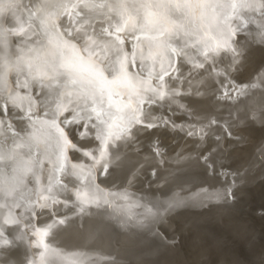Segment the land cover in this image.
Returning a JSON list of instances; mask_svg holds the SVG:
<instances>
[{"label":"bare ground","instance_id":"obj_1","mask_svg":"<svg viewBox=\"0 0 264 264\" xmlns=\"http://www.w3.org/2000/svg\"><path fill=\"white\" fill-rule=\"evenodd\" d=\"M145 2L74 0L68 7L69 0H0V109H6L0 115V264H264V215L256 214L264 211V0L254 7L253 0H189L217 7L196 9L190 23L182 24L179 12L169 17L175 24L168 31L177 33L173 47L179 52L189 45L176 55L183 72L179 95L157 108L169 129L159 127V115L148 122L151 128L129 125L128 104L137 108L135 98L113 97L111 108L99 103L83 62L77 83L52 70L60 62L52 25L72 27L65 13L74 12L107 46V59L114 58L115 46L103 30L124 20L126 30L140 35L139 59L150 52L153 59L145 63L160 71L172 53L164 50L167 36L153 40V32L139 33ZM132 44L129 37L123 51ZM80 55L67 59L75 63ZM98 58L104 57H90ZM222 73L247 85L233 101L217 99ZM130 83L117 77L107 87L126 96ZM171 87V81L163 84L165 91ZM78 105L95 106L109 135L70 136L61 147L52 126L57 108L62 118ZM212 118L241 139L229 138L225 128L209 123ZM209 150L212 175L201 160ZM143 252L158 257L142 258Z\"/></svg>","mask_w":264,"mask_h":264},{"label":"snow or ice","instance_id":"obj_2","mask_svg":"<svg viewBox=\"0 0 264 264\" xmlns=\"http://www.w3.org/2000/svg\"><path fill=\"white\" fill-rule=\"evenodd\" d=\"M74 0H69L68 7L72 6ZM87 7L86 4L82 5ZM255 6V0H253V7ZM62 7H65L62 5ZM139 7L144 9V15L141 17V25L139 33H144L145 30L154 33L153 36L149 37L153 40H158L161 37L167 36L164 41V50L166 52L172 53L166 66L163 60L160 63V71H154L156 67L153 63H145V61H152L151 53L149 52L143 59H139L137 55V49L135 42L139 41L140 35L134 34L124 27V20L121 23L113 26L112 30L105 28L103 31L106 36L110 38V43L114 47V58L107 59L108 48L103 43H98L93 39L95 30L91 25L85 26L83 21L74 19V12L65 13V18L69 19L73 26L68 29H63V25H52V28L56 31V36L59 38L57 41V51L60 54V62L57 66L52 69L59 75H66L71 83H77L83 75V68L80 66V62L87 65L88 75L91 79L88 80V85L96 93L98 97V102L103 104L108 103V107L111 108L110 103L113 97L130 102L135 98L137 102V108H131L130 103L128 104V111L131 113L130 117L127 119L129 125L136 124L140 125L144 123L147 127L151 128V121L153 115H159L161 123L160 128L169 129V125L164 122V114L157 110L159 106V101L164 100L166 97H177L179 95L178 85L181 83V76L183 72L176 61V55L182 54L183 48L189 46L188 42H184L182 46H179V52L173 47L172 40L177 37V33L168 31L169 24H175V21L170 20L169 17L175 15L179 12V19L182 24L190 23L194 18L195 10L200 9L203 13L207 9H215L217 5L215 4H199L190 3L189 0H152V2H146L141 4ZM235 7V5H233ZM151 9H156L155 12ZM11 27H16V23L12 21L10 23ZM83 29L77 33V29ZM233 33L229 31L226 33L228 39H231ZM66 37V38H65ZM131 37L133 41L131 50L129 53L123 51V45L125 41ZM47 39V38H46ZM238 44V41H233ZM51 44V41H49ZM227 44V40H225ZM80 53L81 55L77 57V62H69L67 57L73 53ZM100 53L104 58H98L96 60H91V56H96ZM226 55L230 54L231 63H235V53L232 52L230 47L224 49ZM83 54H88L87 56ZM213 64L216 63L215 50L212 54ZM2 63V62H0ZM187 64L188 61H185ZM213 64H209L207 68H204V73L207 74ZM231 65H229L230 67ZM203 67V66H202ZM117 77L130 81V91L127 95H122L118 91H114L107 87L108 84L116 81ZM39 78V77H38ZM157 81L158 83L153 86L151 81ZM171 81L173 87L165 91L163 89V84ZM42 83L43 80L41 81ZM247 85L241 84L231 77L227 73H222V79L216 81L217 88V99L223 98L225 101H233L235 99V93L241 88ZM135 91V96H133V91ZM170 102V101H169ZM97 103L96 100L93 101V105ZM148 105H153L154 107L149 109ZM78 110L69 112L62 118L59 115V107L57 108L56 116L53 118L52 126L57 129L58 140L61 143V147L69 142V137H74L79 140L82 135L87 134L88 139L97 140L100 136L107 137L109 135L108 129L106 127L107 121L102 118V113L97 112L95 106L89 110H85L83 105L77 106ZM6 109H0V115ZM138 114H142L143 119L141 120ZM23 115V113H21ZM32 117H28V122H31ZM81 121V123H77ZM173 124L179 123L175 119L171 121ZM209 123L216 124L217 126L225 128V135L231 138V131L226 122H219L215 118L209 120ZM131 128L125 129V133H131ZM138 134V133H133ZM190 134V132H189ZM119 137L113 136V139H118ZM213 139L219 141L221 139L220 135H214ZM211 150L206 152L201 160L204 162L205 167L208 169L209 175L214 174L215 168L210 159ZM106 164L101 165V173L105 172ZM3 225H0L2 227Z\"/></svg>","mask_w":264,"mask_h":264},{"label":"rangeland","instance_id":"obj_3","mask_svg":"<svg viewBox=\"0 0 264 264\" xmlns=\"http://www.w3.org/2000/svg\"><path fill=\"white\" fill-rule=\"evenodd\" d=\"M43 116H44V115H43ZM232 138H233V139H241V138L238 137V136H232ZM232 138H231V139H232ZM155 139H157V137H155ZM158 140H159V139H158ZM160 141H161V139H160ZM161 142H163V141H161ZM161 144H162V143H161ZM162 145H163V144H162ZM167 150H168V147L165 146V148H164V150L162 151V153L165 155V154L167 153ZM206 152H208V151H206ZM206 152L202 153L201 156L203 157L204 154H205ZM222 171H223V172H226V173L228 174L227 171H229V170H228V169H223ZM221 173H222V172H221ZM57 174H58V171H57ZM229 174H230L231 176H232V175L234 176V174H231L230 171H229ZM64 175H65V174H64ZM238 176H239V172L237 171V172H235V178H238ZM63 177H64V176H63ZM63 177H62V178H63ZM60 178H61V177H60ZM62 178H61V179L58 178V181H61ZM235 178H234V179H235ZM234 179H233V180H234ZM63 182H64V181H61L60 183H63ZM234 183H235V182H234ZM256 214H258V215H259V214H260V215H264V211H263V210H258V211L256 212ZM115 230H116V228H115ZM144 253H145V252H143V253L141 254V257H142V258L144 257V258H146V259H152V260H153V259H155V257H156V258L158 257V256L156 255V256H152V258H151V256H150L151 254H147V256H146V253H145V255H144ZM170 255H171V253H169V256H170ZM162 256H163V260H162V258H161V255L159 256V257H160L159 259H160L162 262H164V261L167 262V261L170 260V259L168 258V255H165V256L162 255ZM172 256H173V255H172ZM172 256H170V258H172ZM164 258H165V259H164ZM167 259H168V260H167ZM149 261H150V260H149ZM151 262H152V261H151ZM185 263H187V262H185ZM125 264H126V263H125ZM141 264H142V263H141ZM143 264H144V263H143ZM188 264H189V263H188Z\"/></svg>","mask_w":264,"mask_h":264},{"label":"water","instance_id":"obj_4","mask_svg":"<svg viewBox=\"0 0 264 264\" xmlns=\"http://www.w3.org/2000/svg\"><path fill=\"white\" fill-rule=\"evenodd\" d=\"M127 264H139V262L136 261L135 259H133V260H130L129 262H127Z\"/></svg>","mask_w":264,"mask_h":264}]
</instances>
